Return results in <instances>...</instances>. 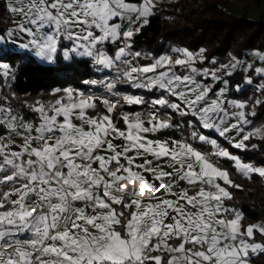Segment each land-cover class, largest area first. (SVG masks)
Returning a JSON list of instances; mask_svg holds the SVG:
<instances>
[{"label": "snow or ice", "instance_id": "1", "mask_svg": "<svg viewBox=\"0 0 264 264\" xmlns=\"http://www.w3.org/2000/svg\"><path fill=\"white\" fill-rule=\"evenodd\" d=\"M165 2L0 0V264L264 259V50L141 47ZM25 60L72 78L21 99Z\"/></svg>", "mask_w": 264, "mask_h": 264}, {"label": "trees", "instance_id": "2", "mask_svg": "<svg viewBox=\"0 0 264 264\" xmlns=\"http://www.w3.org/2000/svg\"><path fill=\"white\" fill-rule=\"evenodd\" d=\"M236 1L262 3V0ZM230 5L231 0H175L164 3L161 5L163 14L152 19L150 26L137 37V42L141 47L153 50L164 40L167 45L186 46L193 50L203 47L208 50L209 56L215 55L220 60H224L229 52L240 55L253 49L264 50V17L254 20L247 10L234 15L227 9ZM22 64L23 70L19 73L15 90L23 98H35L50 86L72 78V72L63 70L61 66H45L29 60ZM25 93L30 96L26 97ZM258 120H264V113H259ZM243 155L253 160H264V153L259 151ZM225 166L229 167L230 163ZM234 178L245 188L244 192L236 193L235 202L242 206L247 222L264 220V182L258 177L253 182L239 176ZM257 264H264V259L258 260Z\"/></svg>", "mask_w": 264, "mask_h": 264}, {"label": "rangeland", "instance_id": "3", "mask_svg": "<svg viewBox=\"0 0 264 264\" xmlns=\"http://www.w3.org/2000/svg\"><path fill=\"white\" fill-rule=\"evenodd\" d=\"M227 9L234 15H240L244 10H248L254 20L264 17V1L258 6L252 2L242 3L234 0ZM21 99L25 98L21 97Z\"/></svg>", "mask_w": 264, "mask_h": 264}, {"label": "crops", "instance_id": "4", "mask_svg": "<svg viewBox=\"0 0 264 264\" xmlns=\"http://www.w3.org/2000/svg\"><path fill=\"white\" fill-rule=\"evenodd\" d=\"M175 0H173V2H174ZM232 1H234V0H231V3H232ZM236 1V0H235ZM264 0H262V2H263ZM249 2H251V1H249ZM165 3H168V2H165ZM252 3H254V2H252ZM254 4H256V3H254ZM262 4V3H261ZM260 4V5H261ZM257 5V4H256ZM259 6V5H258ZM245 11V10H244ZM248 11V10H247ZM250 13V12H249ZM250 16H251V14H250ZM39 64H41V63H39ZM41 65H45V66H52V65H46V64H41ZM145 187H147V186H145Z\"/></svg>", "mask_w": 264, "mask_h": 264}]
</instances>
